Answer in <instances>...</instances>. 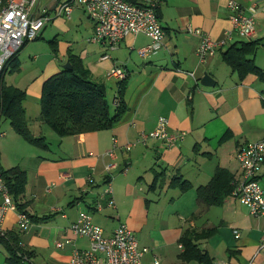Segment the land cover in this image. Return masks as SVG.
Returning <instances> with one entry per match:
<instances>
[{
	"label": "crops",
	"instance_id": "crops-1",
	"mask_svg": "<svg viewBox=\"0 0 264 264\" xmlns=\"http://www.w3.org/2000/svg\"><path fill=\"white\" fill-rule=\"evenodd\" d=\"M231 2L255 17L253 37L235 30ZM158 10L165 37L155 51L140 54L150 44L145 34H129L115 49L108 42L91 41L95 22L78 6L74 13L90 20L89 44L75 48L59 41L58 35L49 44L36 42L44 38V26L5 67L2 85L19 96L30 133L48 144L41 148L28 142L8 115L0 118V131L5 132L0 165L18 167L27 175L19 203L31 217L29 228L20 230L15 209L4 220L5 240L19 242L28 254L22 255L25 264H69L75 248L88 249L89 239L70 228L81 211L89 212L106 236L126 223L139 247L148 248L143 264H155L156 259L158 264H264V220L252 215L232 192L242 178L237 151L264 138V0H162ZM188 28L224 43L201 61V37ZM71 54L91 78L107 85L108 100L112 91L113 108L123 79L107 74L114 67L122 69L127 108L111 127L60 137L42 119V89ZM246 60L259 72L250 65V70L237 67ZM205 73L215 86L202 84ZM161 118L167 119L170 131H186L179 145L168 148L161 139L141 140ZM8 119L10 124H5ZM111 149L115 157L106 154ZM112 163L117 166L108 169ZM220 170L213 188L200 195ZM258 173L264 191V164ZM109 178L116 207L105 196L98 210L96 198ZM190 234L192 248H187L182 239ZM67 239L72 241L56 245ZM198 251L207 253L208 262L195 257ZM9 256L0 240V258L8 264Z\"/></svg>",
	"mask_w": 264,
	"mask_h": 264
},
{
	"label": "built area",
	"instance_id": "built-area-1",
	"mask_svg": "<svg viewBox=\"0 0 264 264\" xmlns=\"http://www.w3.org/2000/svg\"><path fill=\"white\" fill-rule=\"evenodd\" d=\"M161 1L53 0V6L49 8L42 4V0H0V80L6 64L16 56L26 42L38 38L41 30L53 16L69 19L78 6H83L85 12L95 22L91 41L108 42L110 47L115 49L127 35L145 34L150 38V44L141 48L140 54L155 51L162 46L165 37L158 13ZM230 6L234 11L230 17L235 30L243 37H253L256 33L255 17L243 13L235 2H231ZM188 31L201 37L197 52L201 61L214 55L224 43L213 40L201 29L188 28ZM190 75L194 73L191 72ZM107 77L126 78L124 71L118 67L111 69ZM4 134L5 132L0 131L1 136ZM185 136L186 131H170L167 119L161 118L153 131L142 133L141 140L161 139L168 148H172L179 145ZM126 147L130 149L129 144H126ZM106 154L115 157L113 149L107 151ZM236 156L242 169V178L235 185L233 195L248 207L252 215L264 220V191L258 175L261 165L264 164V138L240 147ZM116 166V163H112L108 169ZM105 196H108V204L116 207L110 178L106 181L104 192L96 199V209H102ZM0 197L2 198L0 237L6 236L4 220L11 209L17 211L20 230L26 231L31 224V217L28 212L18 210L1 169ZM70 228L75 235L88 238L90 247L88 249L75 248L69 264H143L142 256L148 248L139 247L135 233L126 223L119 224L112 235L106 236L103 228L94 223L92 215L87 211H81ZM235 236H240L238 231ZM71 241V239L65 242L59 241L56 245L60 247ZM261 247H264V237ZM158 263L159 260L156 259L155 264Z\"/></svg>",
	"mask_w": 264,
	"mask_h": 264
},
{
	"label": "trees",
	"instance_id": "trees-1",
	"mask_svg": "<svg viewBox=\"0 0 264 264\" xmlns=\"http://www.w3.org/2000/svg\"><path fill=\"white\" fill-rule=\"evenodd\" d=\"M70 62L73 67L71 70L63 68L60 72L49 77L43 85L41 99L42 119L60 137L111 127L113 123L120 120L123 112L127 108L123 95L125 79L120 82L119 94L117 96L119 102L113 108V105L107 97V85L91 78L89 71L76 56L71 54ZM247 65H250V68L256 72L260 70L250 61L246 65L239 63L237 67L247 69L249 68ZM13 91V89L6 90L2 82L0 83V117L4 114L8 115L17 131L28 142L38 147L46 148L48 144L45 138L33 136L27 128L26 122L21 114L19 96ZM18 105L19 111H17ZM0 169L2 170L4 180L9 187L18 210L25 211L24 205L19 203V197L24 193L26 188V173L18 167L4 169L0 165ZM221 173L222 171L220 170L212 184L201 189L202 191L199 194L202 195L211 190L215 182L219 180ZM213 199L214 197L208 201L211 202ZM190 236L186 235L182 239L187 248H192V245L189 246L192 243V236ZM6 238H0V240L6 243L10 252L8 262L10 264H25L24 258L21 255L27 256L28 254L22 251L18 241H7L5 240ZM195 257L202 263L208 262V255L205 252L198 251Z\"/></svg>",
	"mask_w": 264,
	"mask_h": 264
},
{
	"label": "rangeland",
	"instance_id": "rangeland-1",
	"mask_svg": "<svg viewBox=\"0 0 264 264\" xmlns=\"http://www.w3.org/2000/svg\"><path fill=\"white\" fill-rule=\"evenodd\" d=\"M42 4L44 6H48L49 8H51L53 6V0H43ZM89 31H90V20L87 18L86 15L80 16L75 12L72 16V19L69 20L53 16L51 21H49L45 25V28L41 33V35H43L44 38L40 40L37 39L38 41L36 42H44L45 40L48 43L49 39H52L54 36L58 35L59 41H68L73 45V47L76 48V46L83 45V42L89 44L87 39V37L90 35ZM108 95H109L110 103L113 104V95L111 90H109ZM6 122L10 124L9 119L5 120V124ZM2 137L3 136L0 135V138ZM0 264H7V263L2 258H0Z\"/></svg>",
	"mask_w": 264,
	"mask_h": 264
},
{
	"label": "water",
	"instance_id": "water-1",
	"mask_svg": "<svg viewBox=\"0 0 264 264\" xmlns=\"http://www.w3.org/2000/svg\"><path fill=\"white\" fill-rule=\"evenodd\" d=\"M64 68L71 70L73 68L72 65H71V62L68 61L64 65ZM201 82H202V84L207 85V86H215V83H216L215 80L213 79V77L210 74H208V73L204 74V76L201 79Z\"/></svg>",
	"mask_w": 264,
	"mask_h": 264
}]
</instances>
